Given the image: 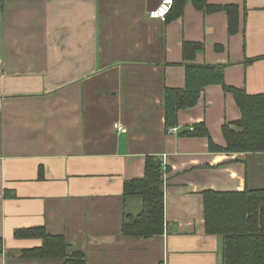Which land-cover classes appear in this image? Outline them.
I'll use <instances>...</instances> for the list:
<instances>
[{"label":"crops","instance_id":"0c3cea01","mask_svg":"<svg viewBox=\"0 0 264 264\" xmlns=\"http://www.w3.org/2000/svg\"><path fill=\"white\" fill-rule=\"evenodd\" d=\"M161 1L0 0V264H58L20 259L42 240L14 232L33 227L63 236L86 264H222L202 193L264 188V153L212 152L181 133L203 123L225 146L221 127L241 114L222 85L178 111L175 133L164 90L184 88L182 45L196 42L191 63L222 66L226 86L263 93L264 0H204L237 5L234 34L226 12L200 0L166 21L149 17ZM148 155L168 169L164 231L123 236V214L141 210L136 196L123 202V183L143 176Z\"/></svg>","mask_w":264,"mask_h":264},{"label":"trees","instance_id":"16d2710c","mask_svg":"<svg viewBox=\"0 0 264 264\" xmlns=\"http://www.w3.org/2000/svg\"><path fill=\"white\" fill-rule=\"evenodd\" d=\"M185 0H173L166 20L181 15ZM205 12L225 11L228 33L238 30V7L234 4L210 5L204 0L196 2ZM165 20V21H166ZM203 49L201 43L184 42L182 58L185 63L183 89L165 88L163 109L165 130L177 125L181 109L194 106L203 88L220 84L230 92L240 111V119L224 123L221 131L225 146H217L203 123L181 133L187 136L205 137L212 152L264 153V92L251 94L244 89L226 86L223 67L191 63L196 53ZM252 61L248 60L247 62ZM161 160L148 155L141 178L123 183V202L129 196L141 200L137 214L124 213L121 234L131 237H150L164 231L163 175L167 171ZM203 196L205 232L221 237L222 264H264V188L247 189L242 192H217L206 190ZM15 238H39L40 246L20 251V259H53L58 264H86L82 251L69 252V245L61 235L47 234L44 227L20 228ZM2 239L0 238V252Z\"/></svg>","mask_w":264,"mask_h":264},{"label":"built area","instance_id":"2783aa9c","mask_svg":"<svg viewBox=\"0 0 264 264\" xmlns=\"http://www.w3.org/2000/svg\"><path fill=\"white\" fill-rule=\"evenodd\" d=\"M172 3L173 0H162L158 7L149 11V17L157 18L160 19L161 21H165L166 16L171 9ZM114 128L119 132L125 131V128L121 126V124L119 123H115ZM177 131L178 128L176 126L168 128V132L170 133H175Z\"/></svg>","mask_w":264,"mask_h":264},{"label":"rangeland","instance_id":"374dc122","mask_svg":"<svg viewBox=\"0 0 264 264\" xmlns=\"http://www.w3.org/2000/svg\"><path fill=\"white\" fill-rule=\"evenodd\" d=\"M252 168H255V164L253 163H249V171L251 172L252 171Z\"/></svg>","mask_w":264,"mask_h":264}]
</instances>
